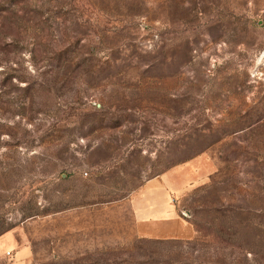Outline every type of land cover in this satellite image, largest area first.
I'll return each instance as SVG.
<instances>
[{"label": "rangeland", "instance_id": "1", "mask_svg": "<svg viewBox=\"0 0 264 264\" xmlns=\"http://www.w3.org/2000/svg\"><path fill=\"white\" fill-rule=\"evenodd\" d=\"M0 264H264V0H0Z\"/></svg>", "mask_w": 264, "mask_h": 264}, {"label": "crops", "instance_id": "2", "mask_svg": "<svg viewBox=\"0 0 264 264\" xmlns=\"http://www.w3.org/2000/svg\"><path fill=\"white\" fill-rule=\"evenodd\" d=\"M180 167V166H174ZM174 167L159 173L158 175L150 177L140 188H138L132 195L131 212L133 217V231L139 236L152 238H170V237H186L192 233V227L189 222L180 216L175 203L171 200V195L167 194L166 203L160 200L161 195L166 196L164 191L173 188L176 190L181 184L174 182L173 184L159 183L164 188L152 189L153 194L146 195L139 199L136 198L138 192L153 181H157L166 175V172L172 170ZM181 168V167H180ZM182 169V168H181ZM183 172V171H182ZM186 173V172H183ZM184 181V180H183ZM182 181V182H183ZM155 184V183H154ZM169 201V202H168ZM169 203V204H168Z\"/></svg>", "mask_w": 264, "mask_h": 264}, {"label": "built area", "instance_id": "3", "mask_svg": "<svg viewBox=\"0 0 264 264\" xmlns=\"http://www.w3.org/2000/svg\"><path fill=\"white\" fill-rule=\"evenodd\" d=\"M183 213H185V212H183ZM186 214V213H185Z\"/></svg>", "mask_w": 264, "mask_h": 264}]
</instances>
